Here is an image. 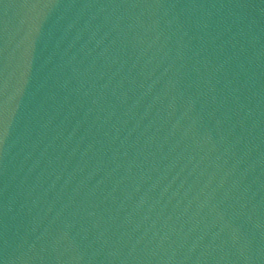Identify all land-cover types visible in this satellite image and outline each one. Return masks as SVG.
I'll use <instances>...</instances> for the list:
<instances>
[{
  "label": "water",
  "instance_id": "water-1",
  "mask_svg": "<svg viewBox=\"0 0 264 264\" xmlns=\"http://www.w3.org/2000/svg\"><path fill=\"white\" fill-rule=\"evenodd\" d=\"M0 264H264V0H0Z\"/></svg>",
  "mask_w": 264,
  "mask_h": 264
}]
</instances>
